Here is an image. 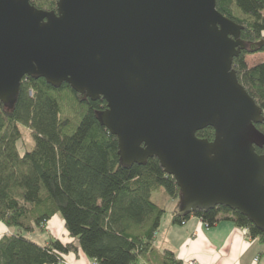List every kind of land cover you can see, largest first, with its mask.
Returning a JSON list of instances; mask_svg holds the SVG:
<instances>
[{"label":"water","instance_id":"1","mask_svg":"<svg viewBox=\"0 0 264 264\" xmlns=\"http://www.w3.org/2000/svg\"><path fill=\"white\" fill-rule=\"evenodd\" d=\"M241 32L217 0H0V100L28 76L103 98L122 161L158 158L178 213L225 206L264 231V118L233 69ZM208 127L214 139L198 138Z\"/></svg>","mask_w":264,"mask_h":264},{"label":"trees","instance_id":"2","mask_svg":"<svg viewBox=\"0 0 264 264\" xmlns=\"http://www.w3.org/2000/svg\"><path fill=\"white\" fill-rule=\"evenodd\" d=\"M59 0H30L37 9L57 12ZM217 9L241 26L246 47L233 60L239 82L264 118V61L248 56L264 53V0H217ZM107 102L91 100L63 83L25 77L10 104L0 100V222L9 233L0 238V264H58L82 252L98 264H180L170 248L156 247L166 207L159 203L181 197V190L158 158L143 164L122 161L118 139L102 125ZM34 139L20 152L23 129ZM257 128L264 134V120ZM212 141V127L197 132ZM264 155V147L256 148ZM59 214L68 241L50 238L41 244L28 234L44 231ZM191 216L207 227L223 220L244 228L264 244V231L239 211L225 206L174 211L172 222Z\"/></svg>","mask_w":264,"mask_h":264},{"label":"crops","instance_id":"3","mask_svg":"<svg viewBox=\"0 0 264 264\" xmlns=\"http://www.w3.org/2000/svg\"><path fill=\"white\" fill-rule=\"evenodd\" d=\"M170 218H165L160 225L155 245L158 249L170 248L175 252L180 264H264V244L251 238L247 230L237 227L233 222L223 220L207 227L196 216H191L183 224L172 222V215L180 204V199L167 200ZM0 224V238L10 230ZM44 231L35 229L28 235L35 241L46 244L50 238L67 235L64 222L59 214L50 219L43 227ZM57 231H59L57 233ZM62 239H64L62 237ZM68 241V237L65 238ZM72 264H92V260L82 252L66 256Z\"/></svg>","mask_w":264,"mask_h":264},{"label":"rangeland","instance_id":"4","mask_svg":"<svg viewBox=\"0 0 264 264\" xmlns=\"http://www.w3.org/2000/svg\"><path fill=\"white\" fill-rule=\"evenodd\" d=\"M248 58V62H249V64H254V63H257V62H259V61H264V53H261V54H256V55H252V56H248L247 57ZM22 129H23V140L21 141V143H20V147H19V149H20V152L21 153H24L26 150H30V149H32V147H33V145H34V139H33V137L31 136V133L29 132V130L26 128V127H24V126H22ZM180 199V198H179ZM167 200H169V199H167ZM167 200H165L164 202L162 201V200H158V201H160L159 203H161L162 205H164L165 207H167V208H170L171 207V205L170 204H168V206H167ZM167 210V209H166ZM176 211H178V208H177V210ZM171 217V215L167 212L164 216H163V219H162V221L165 219V218H170ZM161 221V222H162ZM3 224V223H2ZM4 227H6V226H4ZM44 229V228H43ZM11 231V230H10ZM40 231V230H39ZM59 231H57V233H58ZM64 238V240H65V238L66 237H68L67 235H62L61 236V238ZM73 253V252H72ZM74 254L76 255V254H78V253H76V252H74ZM68 260V259H67ZM69 261V263L70 264H72L71 263V261L70 260H68ZM192 261V260H191Z\"/></svg>","mask_w":264,"mask_h":264},{"label":"built area","instance_id":"5","mask_svg":"<svg viewBox=\"0 0 264 264\" xmlns=\"http://www.w3.org/2000/svg\"><path fill=\"white\" fill-rule=\"evenodd\" d=\"M0 224H2V222H0ZM58 264H70L69 261L67 259H63L61 260ZM92 264H98L96 261H93ZM139 264H144V263H139ZM177 264V263H174ZM189 264H197L194 260L189 261Z\"/></svg>","mask_w":264,"mask_h":264}]
</instances>
